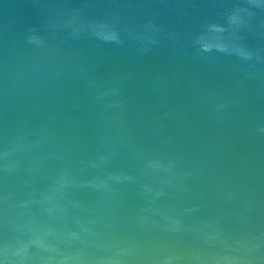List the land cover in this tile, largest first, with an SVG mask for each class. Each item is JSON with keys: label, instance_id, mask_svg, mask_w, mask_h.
I'll return each mask as SVG.
<instances>
[{"label": "water", "instance_id": "water-1", "mask_svg": "<svg viewBox=\"0 0 264 264\" xmlns=\"http://www.w3.org/2000/svg\"><path fill=\"white\" fill-rule=\"evenodd\" d=\"M0 264H264V0H0Z\"/></svg>", "mask_w": 264, "mask_h": 264}]
</instances>
